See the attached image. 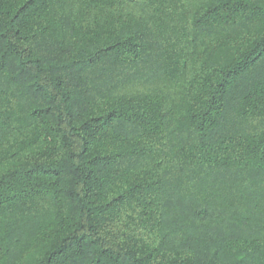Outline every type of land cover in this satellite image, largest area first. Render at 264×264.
<instances>
[{"label":"trees","instance_id":"obj_1","mask_svg":"<svg viewBox=\"0 0 264 264\" xmlns=\"http://www.w3.org/2000/svg\"><path fill=\"white\" fill-rule=\"evenodd\" d=\"M0 264H264V0H0Z\"/></svg>","mask_w":264,"mask_h":264}]
</instances>
